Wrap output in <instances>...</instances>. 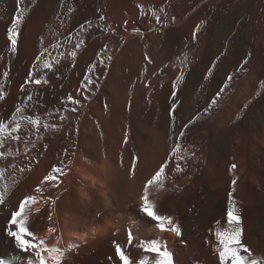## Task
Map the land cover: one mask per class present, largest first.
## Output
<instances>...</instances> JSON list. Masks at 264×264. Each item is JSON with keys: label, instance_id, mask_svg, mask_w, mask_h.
I'll list each match as a JSON object with an SVG mask.
<instances>
[{"label": "bare ground", "instance_id": "obj_1", "mask_svg": "<svg viewBox=\"0 0 264 264\" xmlns=\"http://www.w3.org/2000/svg\"><path fill=\"white\" fill-rule=\"evenodd\" d=\"M137 5L148 14L141 16ZM20 8L27 12L17 52L12 53L7 28ZM153 9L161 15L162 25L151 16ZM197 25L201 30L193 40ZM80 39L85 47L73 67L66 49ZM56 44L62 45L59 50L53 47ZM105 45L107 51L100 52ZM43 48L50 55L42 60H60L56 71L46 73L48 85H26L21 91ZM245 59L248 63L241 69ZM93 64L98 86L86 90L83 77ZM181 68L185 78L176 93L173 121V82ZM228 75L233 81L217 97ZM262 81L264 0H25L23 5L0 0V84L7 93L0 100V119H8L29 92L39 90L42 102L24 113L40 116V131L22 120V142L8 139L0 148L5 156L0 167L7 169L0 189L8 186L10 200L9 208L0 212V260L26 264L28 254H21L8 236L5 217L24 196L36 194L35 187L62 162L68 164V174L60 177L58 188L46 184L43 193L56 199L55 205L41 198L31 209L29 223L49 246L55 245L57 236L61 247L74 245L64 264H121L114 241L133 264L141 259L154 264L155 254L137 247L139 241L152 239L167 241L174 264H218L214 233L217 221L222 230L227 228L233 178L243 217L242 242L257 260H264ZM68 94L81 101L75 113L63 111L72 107L65 99ZM44 123L58 130H45ZM177 143L180 152L172 156ZM164 163L168 165L164 186H153L150 200L181 226L180 237L160 232L139 212L144 185ZM21 167L31 171L21 173ZM48 227L56 229L51 237ZM129 228L135 237L130 247Z\"/></svg>", "mask_w": 264, "mask_h": 264}, {"label": "snow or ice", "instance_id": "obj_2", "mask_svg": "<svg viewBox=\"0 0 264 264\" xmlns=\"http://www.w3.org/2000/svg\"><path fill=\"white\" fill-rule=\"evenodd\" d=\"M25 0H17L18 5H23ZM140 15L145 16L148 13L145 11L143 5H137ZM163 11V9H161ZM27 12L26 8H20V10L14 15L13 21L10 27L7 28V41L10 43V50L12 53H16L18 49V40L20 37V32L22 25L24 23L25 13ZM166 15V13H164ZM151 16L155 19V22L159 25H162L161 15L153 9L151 11ZM101 20L104 19L103 16L100 17ZM174 19V18H173ZM82 27H84L82 25ZM87 27H91V22L87 23ZM87 30V28H85ZM201 27L197 25L193 31V40L196 39L197 34L200 32ZM61 44L53 45L54 48L59 50ZM85 47V40L80 39L77 40L76 43L72 46L71 49H66L68 56L72 62V66L75 67V62L77 60L78 52ZM107 45L104 46L100 52H106ZM99 54V52H98ZM46 55H50L46 48L41 49L39 55L35 58V62L32 65V71H29L25 77V81L20 86V90L24 91L26 85L35 84L37 86L40 85H48L49 80L47 78V72H55V65L60 63L59 59H56L55 62L49 59H41ZM61 56L64 53H60ZM250 55V54H249ZM109 60L112 59L111 56L108 57ZM147 62L150 64L152 61L149 57H145ZM187 60V56H185L181 60V64ZM100 63H103V59H101ZM248 63V60L245 59L240 68L243 69V66ZM37 65L40 67L38 68ZM97 65L93 64L89 67L87 75L83 77V85L84 89H90L93 84H97L98 86V77L93 75ZM215 68V65L210 68L207 73L208 77L212 76V69ZM41 73V74H38ZM3 78L5 81L8 80L9 72L5 70L3 72ZM184 71L181 68L180 73L176 76L173 82V93L171 99L174 101L171 114L172 120H175V109L177 104L176 93L179 91V86L184 81ZM233 81V76L228 75L226 82L223 84L221 89L217 93V97H219L220 93L223 92L226 88L229 87V84ZM260 88L264 89V81L260 83ZM4 84H0V100H3L7 93L3 91ZM83 95V94H82ZM85 100L89 99L87 95H83ZM66 101L70 102L72 105L71 108H65L63 111L75 113L78 111L76 106L80 105V99H75L71 94H68L65 98ZM213 105L217 103L216 99L211 101ZM36 107L42 106V102L39 100V90H35L29 92L25 97H22L19 104L15 106L14 113L10 114L8 119H0V148L4 147V143L6 140L11 139L16 142H22V136L20 135L21 130V121H26L36 133L40 131L41 128V118L39 115L27 114L25 115V109L29 106ZM247 107V105H245ZM105 108H107V104H105ZM57 111H60L59 109ZM61 120L67 119L66 116H61ZM43 128L45 130L53 129L58 130L56 125H51L49 123H44ZM78 131V129H77ZM180 139L184 138V131L181 130L178 133ZM125 143H127V137L125 138ZM46 147V146H45ZM181 145L179 143L173 145L172 156H177L180 152ZM9 155H13L9 153ZM64 155H67V150H65ZM5 159L4 153L0 152V160ZM136 159L133 158L131 163V173L135 174L136 169ZM180 159H183L181 156ZM39 163V160L36 161ZM70 163V162H68ZM14 170L17 168L15 164L9 165ZM167 163L162 164L159 169L155 172L151 178H149L146 184L143 187L142 195L140 197V206L139 212L143 213L144 216L150 218L151 221L155 222V227L160 232H168L174 233L177 237L182 236L181 226L177 223H174L173 217L162 214L157 205L150 200V189L153 186L157 188H163L164 186V178H165V169L167 168ZM237 165L233 163L231 165V171L235 173ZM178 171H183L179 164L176 165ZM68 164L55 165L51 168V171L40 181L39 185L35 187L34 193L40 194H32L24 196L18 204L12 208V210L8 213L5 219L8 221V236L12 237L15 241V246L20 250L21 254H28L26 259V264H64V260L66 257V253L71 252L74 245H67L65 247L60 246V238L56 237L55 245L49 246L48 240L46 238L40 237L33 230H30L29 217L31 209L34 205L39 204L41 198L44 199L45 203H50L55 205L56 199H51L50 197H44L43 193L45 191V185L48 184L50 187L58 188L60 184V177L66 176L68 174ZM7 169L0 167V181L5 179ZM19 172L31 171V168L21 167L18 169ZM237 179L233 178L231 181V191L228 194V206L226 211V224L227 228H220V221H217V227L215 230V247L214 250L218 254V264H264V260H257L251 253L248 246H246L242 242V237L244 233L243 229V217L241 215V208L238 206L237 200L235 199L234 193L236 191ZM9 189L5 184L3 189H0V212H3L5 209L9 208L10 200L8 198ZM58 199V197H57ZM35 211L38 213L40 211L39 207H36ZM49 221H51L52 216L49 215L47 217ZM49 236L51 237L56 233V229L54 227H48L47 229ZM135 239L132 229L129 228L127 231V246L133 245V240ZM115 245V253L121 262V264H133V260L129 255L125 253L124 248L121 247L119 243L113 242ZM137 247L143 249L145 253H153L155 254L154 264H174L173 254L168 250L167 241L161 242L159 239H152L151 241H139ZM15 260H19V257H15ZM111 259V257H109ZM0 264H12L10 260H0ZM139 264H148L145 259L139 260Z\"/></svg>", "mask_w": 264, "mask_h": 264}]
</instances>
